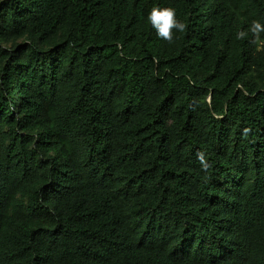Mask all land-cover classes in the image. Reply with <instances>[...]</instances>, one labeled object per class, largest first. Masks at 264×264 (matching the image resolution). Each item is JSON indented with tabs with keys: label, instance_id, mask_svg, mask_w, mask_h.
<instances>
[{
	"label": "trees",
	"instance_id": "16d2710c",
	"mask_svg": "<svg viewBox=\"0 0 264 264\" xmlns=\"http://www.w3.org/2000/svg\"><path fill=\"white\" fill-rule=\"evenodd\" d=\"M254 22L264 0H0V264H264Z\"/></svg>",
	"mask_w": 264,
	"mask_h": 264
},
{
	"label": "clouds",
	"instance_id": "9594fccd",
	"mask_svg": "<svg viewBox=\"0 0 264 264\" xmlns=\"http://www.w3.org/2000/svg\"><path fill=\"white\" fill-rule=\"evenodd\" d=\"M147 19L155 29L156 35L169 42L173 40V29L176 32H183L186 28L185 23L176 18V9L173 7L154 6L148 13ZM251 31L258 35L260 31H264V26L254 22ZM245 35L246 33L241 31L237 34V38H243Z\"/></svg>",
	"mask_w": 264,
	"mask_h": 264
},
{
	"label": "rangeland",
	"instance_id": "374dc122",
	"mask_svg": "<svg viewBox=\"0 0 264 264\" xmlns=\"http://www.w3.org/2000/svg\"><path fill=\"white\" fill-rule=\"evenodd\" d=\"M20 42H23V41H20ZM11 46V44H7V43H0V47L1 48H9Z\"/></svg>",
	"mask_w": 264,
	"mask_h": 264
}]
</instances>
